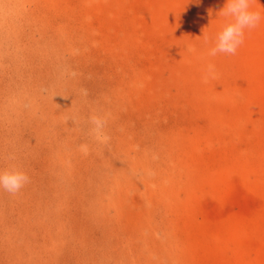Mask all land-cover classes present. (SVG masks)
Listing matches in <instances>:
<instances>
[{
    "label": "rangeland",
    "instance_id": "374dc122",
    "mask_svg": "<svg viewBox=\"0 0 264 264\" xmlns=\"http://www.w3.org/2000/svg\"><path fill=\"white\" fill-rule=\"evenodd\" d=\"M224 3L0 0V264H264V19L210 56Z\"/></svg>",
    "mask_w": 264,
    "mask_h": 264
},
{
    "label": "clouds",
    "instance_id": "9594fccd",
    "mask_svg": "<svg viewBox=\"0 0 264 264\" xmlns=\"http://www.w3.org/2000/svg\"><path fill=\"white\" fill-rule=\"evenodd\" d=\"M253 2L254 0H225L223 8L218 12V15L224 18V22L215 34L214 47L210 49L208 55L237 53L244 43L246 31L257 28L264 19L260 11L253 9ZM205 41L207 42V37ZM209 76L215 78V66L212 64L208 65L205 83ZM95 123L99 126V121ZM27 181V175L20 170H0V189L11 194L20 191Z\"/></svg>",
    "mask_w": 264,
    "mask_h": 264
}]
</instances>
